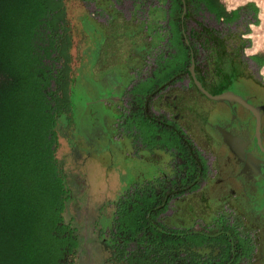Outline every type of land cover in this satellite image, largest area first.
<instances>
[{
	"label": "rangeland",
	"instance_id": "rangeland-1",
	"mask_svg": "<svg viewBox=\"0 0 264 264\" xmlns=\"http://www.w3.org/2000/svg\"><path fill=\"white\" fill-rule=\"evenodd\" d=\"M221 1L228 7L248 3L258 6L260 20L252 26L251 45L264 53V3ZM155 13L162 15L158 7L147 5L145 0H48L46 13L38 20L36 47L53 117L58 97L67 98L69 89L72 93L71 117L67 119L62 112L56 119L55 159L62 196L57 218L68 224L58 233H68L69 238L63 240L65 247L79 250L84 257L91 249L95 257L99 256L97 249L106 251L101 264H194L193 260L207 255L211 261L215 259V249L229 251L235 235L232 231L227 238L231 230L228 226H236L242 236L249 235L254 248L243 264H264V219L256 216L264 213V197L258 198V207L253 211L247 206L243 209L241 192L224 202L228 191L222 182L210 189L211 199L205 196V190L198 196V156H206L210 176L222 167L224 153L214 139L209 143L216 146L212 161L214 156L205 150L209 147L207 141L183 142L168 123L153 120L152 111L151 116L144 117L151 128L142 136L138 132L143 117L139 111L126 117L123 111L105 107V103L119 98L117 93L109 92L112 77L105 76L111 63L115 65L110 72L116 74L119 69L126 71L135 66L142 53L147 52V62L165 56L166 30L161 19L154 18ZM129 22L152 39L151 47L135 45L136 39L128 31ZM184 61L175 58L161 65L162 71L158 72L160 67L154 69L153 78L143 90L155 98L162 83L183 73ZM258 77L264 80V65ZM106 110L110 111L107 118ZM95 113L99 115L93 116ZM193 129L195 138L202 136L196 127ZM171 141L179 146L172 172L167 171L170 160L164 149L155 148ZM180 172L185 176L179 177ZM211 178L215 182L225 175L221 172ZM186 186L190 188L187 196L172 200L175 189ZM134 246L137 250L131 252ZM180 255H186L188 262L176 258ZM205 262L201 264H209ZM231 263L224 256L214 264ZM71 264L80 263L76 258Z\"/></svg>",
	"mask_w": 264,
	"mask_h": 264
},
{
	"label": "trees",
	"instance_id": "trees-1",
	"mask_svg": "<svg viewBox=\"0 0 264 264\" xmlns=\"http://www.w3.org/2000/svg\"><path fill=\"white\" fill-rule=\"evenodd\" d=\"M47 6L48 0H0V264H71L75 252L64 245L68 233H58L68 224L57 218L62 196L55 159L56 119L62 112L71 117L70 102L61 95L50 114L36 47L38 20ZM200 169L203 175V163ZM189 189L178 187L173 195ZM228 227L227 238L235 235L229 251L215 249V259L207 255L194 264L218 263L224 256L231 264L242 261L244 239L236 226ZM185 257L176 258L187 263Z\"/></svg>",
	"mask_w": 264,
	"mask_h": 264
},
{
	"label": "flooded vegetation",
	"instance_id": "flooded-vegetation-1",
	"mask_svg": "<svg viewBox=\"0 0 264 264\" xmlns=\"http://www.w3.org/2000/svg\"><path fill=\"white\" fill-rule=\"evenodd\" d=\"M145 3L159 8L162 15L155 13L154 18L161 19L166 30L165 58L162 60L161 56H156L153 59L154 68L148 80L153 78L154 69H159L157 67H160V72L163 70L161 65L175 58L185 60L183 73L162 83L159 92L167 93L162 96V101L153 104V120L168 123L174 133L180 120L206 124L212 120V138L219 151L224 153L222 167L216 172V176L221 172L225 175L223 180L217 178L216 181L222 182L228 191L224 202L241 192L243 209L248 203L257 208L258 198L264 197V80L258 77L264 65V53L251 45L252 26H257L260 20L258 6L248 3L228 7L221 0H160L159 3L158 0H145ZM191 73L206 91L231 93L237 100L229 103L207 98L198 91L191 80ZM207 101L215 105L211 107ZM109 112L106 110L103 116L107 118ZM144 112L140 113L143 117L138 129L142 136L151 128L144 119L150 111ZM216 127L246 142V152L255 158L257 174L244 172L245 168L230 147L222 143L221 133ZM162 148L165 149L164 146ZM173 153H178V149H173ZM256 216L264 219V213ZM134 247L131 252L137 250ZM97 250V257L93 256L92 249L85 257L77 250L71 255V262L77 258L80 264H101L106 251Z\"/></svg>",
	"mask_w": 264,
	"mask_h": 264
},
{
	"label": "crops",
	"instance_id": "crops-1",
	"mask_svg": "<svg viewBox=\"0 0 264 264\" xmlns=\"http://www.w3.org/2000/svg\"><path fill=\"white\" fill-rule=\"evenodd\" d=\"M130 24V28L128 31H131V33L133 34V38L136 39V46H146V47H151V45L153 44L152 39L147 38L146 36H144V34H142L141 31L137 30V27L135 26L134 23L129 22ZM143 35V36H142ZM127 47L129 48V50L131 49L132 45L130 42H128ZM145 47V48H146ZM147 53V52H146ZM146 53L143 54L142 56L139 58L137 64H135V66L133 67H129L127 68V70L125 71V68L123 69L124 71H122V69H119L118 73H111L110 71L113 69V66L115 65V63H111L108 66V71L109 74L106 73L105 76L108 77H112L111 82L108 83L110 86V90L109 92L112 93H117L119 95L118 99H113V102L110 103H105V107L108 108L109 110H113L115 109L116 111H123V115H126V117H131V115L134 112L139 111L144 112L146 111H153L154 105L157 104L159 101H162V96L164 94H166L167 92L162 91L159 92L158 95H156V97L154 98L152 93H149L145 90H143L142 87H144L147 83V80L150 78V74L152 69L154 68L153 65V60L152 62H147L146 61ZM125 54V53H124ZM165 58V57H164ZM163 57H161V59H164ZM114 79H116V81H114ZM128 80V82H126V80ZM140 87V88H139ZM137 89V90H136ZM71 90H68V94H67V98L68 100L71 99ZM70 102V101H69ZM154 104V105H153ZM70 109L73 110L71 104H70ZM145 113V112H144ZM212 123L213 121L209 119V124L206 123H200V122H189V121H184V120H180L177 123V129H176V133L177 135L181 138V140L184 142L185 140L188 142H192L194 141V143H198V141H207L208 143V148H204L205 150H209L212 155L214 156L212 158V161H214L215 158V153L214 150L216 148V146H211L209 143L211 142L212 135H213V131H212ZM150 126V124H148V127ZM196 127V129H198L199 131H201L202 136H198L197 138H195L192 134H193V128ZM215 141V140H214ZM216 144V141H215ZM155 147V146H154ZM165 147V153L168 156V169L167 171H173V160L176 157V153L171 154V152H173V149H178V145L175 144L174 142H169V144H167ZM155 148H162V146H156ZM196 149V148H195ZM203 151V150H202ZM198 152H200V150H198ZM204 152V151H203ZM206 155L208 154L207 152ZM200 154V153H198ZM173 155V156H172ZM175 156V157H174ZM209 159H211V155H209ZM200 158V161H203V164L205 166V171L204 174H201V169L199 170V168L201 167V162L198 161V172H197V178H198V186H196L195 188L198 187L199 192H198V196L202 194V190H205L204 194L205 196H207L209 199H211L210 197V189L212 187H214V185L216 184V180L215 182H211L210 180L212 179V176H216V172L212 174V176H210L211 174V169L208 168L207 166V161H206V156L205 155H201L198 156ZM209 174V175H208ZM175 179V178H174ZM194 185H196L195 181L193 183ZM208 193V194H207ZM186 194H182L180 196H175L172 200H177L180 198H183ZM187 196V195H186ZM194 196L196 197V193L194 192ZM190 197V196H188ZM171 200V201H172ZM242 236V235H241ZM245 242V252L246 255L243 257L242 261H240L238 264H243L244 261H248L250 254L253 253L254 248L252 247V245H250V241L251 238L249 237V235L246 236H242Z\"/></svg>",
	"mask_w": 264,
	"mask_h": 264
},
{
	"label": "water",
	"instance_id": "water-1",
	"mask_svg": "<svg viewBox=\"0 0 264 264\" xmlns=\"http://www.w3.org/2000/svg\"><path fill=\"white\" fill-rule=\"evenodd\" d=\"M191 80L196 85L198 91L209 99H213L217 101L224 100L229 103L234 100H237V97L231 93L213 94L206 91L196 80L193 73H191ZM249 109L253 111L252 107H249ZM216 129L221 133L220 135H221L222 143L230 147L233 154L238 158V161L241 163L243 168H245L244 172L246 173L252 172V174L254 173L257 174L256 172L257 164L255 158L252 156L250 152H246V142L241 141L239 138L233 135H230V133L227 131H223V129L220 127H216ZM247 207L250 208L252 211L254 210L252 209L253 207L249 203L247 204Z\"/></svg>",
	"mask_w": 264,
	"mask_h": 264
},
{
	"label": "bare ground",
	"instance_id": "bare-ground-1",
	"mask_svg": "<svg viewBox=\"0 0 264 264\" xmlns=\"http://www.w3.org/2000/svg\"><path fill=\"white\" fill-rule=\"evenodd\" d=\"M244 1H246V0H237L236 3H243ZM258 1H260L261 3H264V0H258Z\"/></svg>",
	"mask_w": 264,
	"mask_h": 264
}]
</instances>
